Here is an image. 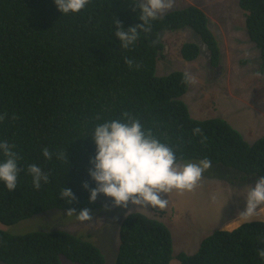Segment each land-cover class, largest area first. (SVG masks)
Returning a JSON list of instances; mask_svg holds the SVG:
<instances>
[{"label":"trees","instance_id":"obj_1","mask_svg":"<svg viewBox=\"0 0 264 264\" xmlns=\"http://www.w3.org/2000/svg\"><path fill=\"white\" fill-rule=\"evenodd\" d=\"M133 3L90 0L81 12L65 15L54 0H0V114L8 113L0 123V140L14 144L22 157L16 190L9 192L0 182L1 224L14 225L50 210L101 207L99 197L90 203V192L82 188L84 182L90 189L96 187L88 175L95 156L91 136L97 123L119 118L125 111L176 150L178 160L207 157L229 182L234 172L241 181L264 176V138L249 144L224 119L190 117L181 100L188 89L182 82L184 72L156 74L164 48L161 33L187 28L205 46L210 66H218L220 48L205 13L194 6L168 11L152 22L150 34L140 33L134 46L123 49L113 21L118 19L124 30L141 23ZM238 5L264 66V0H238ZM199 48L185 43L181 57L194 60ZM125 58L142 67L130 70ZM96 115L102 119L95 120ZM196 127L207 137L204 143L192 134ZM43 148L53 152L51 160L43 156ZM57 153L66 156L58 159ZM30 164L49 174V182H41L39 190L27 173ZM63 188L72 190L75 202L60 199ZM121 218L118 249L109 264H170L174 258L177 264H264L256 255L264 249V223L259 220L215 231L202 239L194 254L173 256L165 224L140 212ZM60 257L77 264H105L98 246L67 231L12 235L0 230V263L60 264Z\"/></svg>","mask_w":264,"mask_h":264},{"label":"rangeland","instance_id":"obj_2","mask_svg":"<svg viewBox=\"0 0 264 264\" xmlns=\"http://www.w3.org/2000/svg\"><path fill=\"white\" fill-rule=\"evenodd\" d=\"M188 6L197 7L205 13L208 28L220 47L218 66H210L205 46L187 28L161 33L164 48L162 58L157 60L156 74L167 75L178 70L191 72L195 76V82L188 84L186 93L181 97L190 117L197 120L224 119L249 144L264 138V66H261L259 49L246 34L245 15L238 0H175L174 7L169 11ZM185 43L199 45L200 53L196 59L186 61L181 57L180 50ZM217 168L213 165L206 170L200 186L194 191L180 193L174 190L168 193L164 197L168 200L164 209L151 206L137 208L131 204L128 208L113 207L111 198L101 195L97 201L102 206L91 210V223L78 222L75 216H67V211L50 210L14 225L0 223V230L12 235L32 231H67L98 246L105 264H109L118 249L121 216L140 212L166 225L171 233L173 256L179 252L191 255L198 250L203 238L221 231L225 225L237 219L239 212L246 207L243 196L247 186H254L255 183L241 181L235 172L230 174L229 182L222 178ZM213 192L217 195L215 203L209 200ZM106 207L109 210H105ZM112 209H116V212ZM237 226L238 223H233L224 230H233ZM177 263L174 258L170 264ZM60 264L77 263L60 257Z\"/></svg>","mask_w":264,"mask_h":264},{"label":"clouds","instance_id":"obj_3","mask_svg":"<svg viewBox=\"0 0 264 264\" xmlns=\"http://www.w3.org/2000/svg\"><path fill=\"white\" fill-rule=\"evenodd\" d=\"M89 2L90 0H54L58 11L65 15L81 12ZM133 4V11L139 10L138 19L141 23L124 30L118 19L113 21L116 28L114 34L123 49L134 46L140 33L150 34L152 22L171 10L175 0H134ZM124 63L130 70L138 71L142 67V64L131 58H125ZM255 75L259 76L260 73ZM182 82L194 83L195 76L185 71ZM6 119L8 113L0 114V123ZM11 119L15 120L17 117L12 115ZM94 119L99 121L102 117L96 115ZM192 134L200 136L201 143L207 140L199 127L194 128ZM91 139L95 144V156L89 161L91 167L88 175L96 187L90 189L87 182L82 184V188L90 192V203H94L102 194L111 198L113 207L128 208L131 204L137 208L151 206L164 209L168 204L164 197L168 193L174 190L180 193L194 191L200 186L204 172L213 166L211 159L207 157L198 161H185L183 157L178 160L176 150L161 142L151 128L145 129L138 117L126 111L119 118L97 123ZM0 154L4 157L0 160V182L11 192L17 188V180L22 171L19 161L22 157L15 150V145L7 140H0ZM42 154L48 160L53 158V152L48 148H43ZM56 155L58 159L66 156L65 153ZM27 173L32 177V184L37 190L40 189L41 182H49V174L36 164L28 165ZM243 197L245 209L221 231L233 223L241 226L254 219L264 223V176L256 179L254 186H247ZM60 199L67 200L69 204L76 201L70 188L61 190ZM209 200L215 203L216 193H210ZM105 210L109 209L106 207ZM66 215L75 216L76 221L81 223L93 221V215L88 208L80 210L78 214L75 208H69ZM256 255L264 261V249L257 251Z\"/></svg>","mask_w":264,"mask_h":264}]
</instances>
